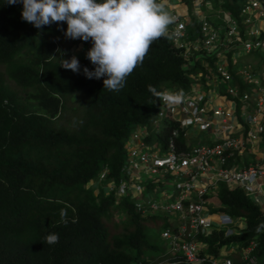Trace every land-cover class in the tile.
I'll list each match as a JSON object with an SVG mask.
<instances>
[{"label":"trees","instance_id":"obj_1","mask_svg":"<svg viewBox=\"0 0 264 264\" xmlns=\"http://www.w3.org/2000/svg\"><path fill=\"white\" fill-rule=\"evenodd\" d=\"M208 1V13L239 20L247 4ZM22 9L0 0V264H138L161 256L165 250L154 239H161L164 219L142 217L127 198L116 205L114 191L106 195L91 182L105 167L103 185L122 179L132 128L153 120L162 104L148 85L186 95L199 74H208L202 62L213 66L215 59L200 53L187 60L171 38H160L125 87L109 91L103 78L60 66L75 46L84 43L88 51L91 42L67 39L66 22L37 29L22 19ZM190 25L189 35L200 37L199 20ZM82 64L94 70L86 56ZM218 197L222 212L247 220L248 233L236 240L260 236L256 254L264 260V212L239 189L223 185ZM116 213H125L120 224ZM49 233H58L59 242L47 244ZM210 251L219 254L218 246Z\"/></svg>","mask_w":264,"mask_h":264},{"label":"built area","instance_id":"obj_2","mask_svg":"<svg viewBox=\"0 0 264 264\" xmlns=\"http://www.w3.org/2000/svg\"><path fill=\"white\" fill-rule=\"evenodd\" d=\"M193 4L212 8L208 0ZM196 8L200 37L187 32L193 14L178 10L171 12L175 20L169 34L187 60L205 53L215 59L214 65L202 62L208 74L197 76L180 105L170 109L161 104L159 117L167 120L164 128L170 130L165 146L161 148L159 142L147 146L144 129L134 133L137 146L129 151L127 174L135 183L141 182L143 173L165 186L174 182V199L166 195L164 204L147 203L173 218V228L164 233L173 255L179 252L192 264H233L232 260L200 256L196 239L230 223L238 227L232 233L240 230L242 219L220 213L222 205L213 201L223 185L242 190L264 211V70L239 66L235 56L239 52L241 57V50L247 55L264 52V0H247L240 20L219 11L218 25ZM142 189L137 186L138 191ZM255 247L243 253L248 264H256L251 257Z\"/></svg>","mask_w":264,"mask_h":264},{"label":"clouds","instance_id":"obj_3","mask_svg":"<svg viewBox=\"0 0 264 264\" xmlns=\"http://www.w3.org/2000/svg\"><path fill=\"white\" fill-rule=\"evenodd\" d=\"M167 1L172 2L173 0ZM174 2H178L181 5H187L182 2V0H175ZM174 2H172V5H178V3L175 4ZM193 2L194 0L191 5H187V11H180V8L178 9L176 7L168 11L166 8V0H159V2L158 0H5V3L8 5L22 3V19L25 22L32 24L37 29H43L44 26H50L54 23L62 24L66 22L67 29L64 32V35L67 39H79L84 42H91L92 46L88 51L85 44L80 43L79 45H83L84 47V54L77 58L73 55L74 52L72 51L69 59H61L60 66L66 70H71L74 73L83 71V74L88 79L99 80L103 78L104 89L114 92H119L125 87L127 78L138 66L143 64L151 45L156 40L164 37L171 38L168 28L175 20V17L171 16L172 11L178 10L180 12L193 14L191 23L193 18L199 20L196 15L194 16L196 6H194ZM202 7H206L207 10L203 12ZM208 11H213V4L211 9L205 4L201 5L199 8V12L205 15L213 25H218V12L216 15L218 23L214 24L211 21L213 20L211 19L213 16L209 17V15H207ZM61 31H63V28H61ZM57 51H59V49ZM84 56H86V58L91 61L92 65H94V70H90L82 64V58ZM148 91L151 92L154 97L159 98L163 105L170 109L180 105L185 100L183 90H169L168 88L164 91H158L153 85H148ZM160 108L155 114L153 120L135 125L132 128L125 144V164L122 168L123 177L120 179L119 183L112 181L103 185L104 180L109 173V169L105 167L104 171L98 176V178L91 182V186L98 188V191L99 189L104 188L106 195H110L114 191L116 205L120 204L125 198H127L134 206L135 211L144 218L162 217L164 219L163 225L165 226L160 237L165 252L159 257H148L146 263L141 261L138 264H173L175 261L192 264L188 263L179 252L176 255H173L169 250V241L164 238V233L173 228L171 223V219L173 218L161 213V211H155L147 205L150 201L158 204L165 203L167 197L164 198V202L147 199L145 197L146 190L154 188V186L164 187L165 185L157 182L151 175H146L147 179L145 181H143L142 177L141 182L135 183V181H131L127 174L126 166L128 165L129 151L131 148L137 146L135 141H133V135L136 131H147V136L144 137L147 146H153L147 144L150 132H157L158 135L160 134L159 141L165 146V141L163 142L162 137L166 135L163 131L167 120L160 119ZM150 124L153 126L151 130L144 128V126ZM161 124H163V128H161ZM166 139L167 138H165V140ZM133 143H135L134 147L131 146ZM123 183H126L124 189L122 187ZM137 186H142L143 189L138 191ZM216 198H218V204L222 205L219 197ZM139 204L142 205L141 209ZM256 205L261 208L260 205ZM223 208L224 206L222 205L220 213L229 216L233 220L240 218L242 219V222H240L243 224L241 225L240 230H237L234 233L230 230L234 228L238 229V227L235 226L236 224L230 223L224 225L220 230L213 231L207 237L196 239V241L200 243V256L214 257L219 260H232L233 264H235L236 261H240L239 264H248L250 260L248 259L245 261L243 259V253L256 244V247L251 253V257L256 259V264H264V260L256 254L259 247L260 236L257 234L247 242L236 240V238L245 236L248 233L247 220L242 217H234L226 214L221 211ZM262 212L264 211L262 210ZM116 214L123 217V220H125V213ZM45 242L49 245L58 243L59 234L49 233L45 237ZM211 245L218 246V255H215L210 251Z\"/></svg>","mask_w":264,"mask_h":264},{"label":"rangeland","instance_id":"obj_4","mask_svg":"<svg viewBox=\"0 0 264 264\" xmlns=\"http://www.w3.org/2000/svg\"><path fill=\"white\" fill-rule=\"evenodd\" d=\"M180 1V0H177ZM166 8L168 11H170V3L166 0ZM199 7H197L196 9H198ZM188 10V6L187 5H182L180 8V11H187ZM205 10H207L206 7H202V11L205 12ZM170 13V12H169ZM210 17V16H209ZM213 19V18H211ZM83 45H79L76 46L72 49V51L74 52L73 55H75L77 58L81 55H83ZM241 57L238 56L239 52H236L235 56L238 58V64L239 66H245V65H253L255 68L259 67L260 64H262V62L264 63V53L262 52H256L253 54H245L242 50H241ZM262 70H264V66L262 67ZM196 86V85H195ZM194 86V87H195ZM202 92V91H201ZM207 92V91H206ZM250 93L252 94V92L250 91ZM244 108V104L241 105V110ZM144 128H146L147 130H151L153 128V126L150 124L148 126H144ZM143 128V129H144ZM161 128H163V124H161ZM141 132V131H139ZM157 142L160 143V147H163V143L159 141V135L157 132H150V137L147 140V144L148 145H156ZM208 142V141H205ZM132 143V141H131ZM135 143L131 144V146L134 147ZM143 181H145L147 179V176L143 174ZM174 182H170L167 186L164 187H156L154 186V188H150L149 190L145 191V197L147 199H152V200H157V201H163L164 202V198H166V195H170L173 198H175L176 193H175V186H174ZM214 203L218 204V198H214ZM113 220L117 223L120 224L123 221V217L118 216L117 214L113 217ZM112 226V225H111ZM114 230V228H113ZM157 237L156 242L158 243H162V240L159 238V235L155 236Z\"/></svg>","mask_w":264,"mask_h":264},{"label":"crops","instance_id":"obj_5","mask_svg":"<svg viewBox=\"0 0 264 264\" xmlns=\"http://www.w3.org/2000/svg\"><path fill=\"white\" fill-rule=\"evenodd\" d=\"M174 1H175V0H173L172 2H174ZM172 2H169V3H171V5H170V7H171L170 9H171V10L174 9L175 7L178 8V9L181 8L182 5H181L180 3H178V2H174L175 4L178 3V5H175V6H174V5H172ZM207 15H209V16H213V19H214V20H217V18H216V17H217V16H216L217 14H214V13L209 12ZM217 21H218V20H217ZM215 23H216V22H215Z\"/></svg>","mask_w":264,"mask_h":264}]
</instances>
